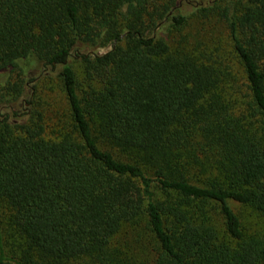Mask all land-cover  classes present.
<instances>
[{"label":"trees","instance_id":"obj_1","mask_svg":"<svg viewBox=\"0 0 264 264\" xmlns=\"http://www.w3.org/2000/svg\"><path fill=\"white\" fill-rule=\"evenodd\" d=\"M0 101V264H264V0H0Z\"/></svg>","mask_w":264,"mask_h":264},{"label":"rangeland","instance_id":"obj_2","mask_svg":"<svg viewBox=\"0 0 264 264\" xmlns=\"http://www.w3.org/2000/svg\"><path fill=\"white\" fill-rule=\"evenodd\" d=\"M109 49V47H104V48H100V49H98V52L99 53H103V52H105V51H107ZM28 74H30L29 76H35V75H38L39 74V72H38V70H34V71H32V70H29V72H28ZM32 84L33 83H31V82H28L27 83V87H26V91L28 92V91H30V88H31V86H32ZM44 84H45V82H41L40 84H39V86H38V88L39 89H41L43 86H44ZM49 89H50V86L49 85H47V86H45V91H46V93L48 94V95H55L56 93H52V94H50L49 93ZM23 99V98H22ZM21 99V100H22ZM7 103V102H6ZM5 103V105H4V102L3 101H0V112L2 113V112H7V104ZM20 104V103H19ZM18 103L16 104V107H14V109H17L18 110V108L21 110V108L19 107L20 105H19ZM18 106V107H17ZM26 108V106L25 107H23V111H24V109ZM237 210H238V213L240 214V216H242V218L245 220L246 218H247V211L246 210H243L242 208H240V207H237ZM241 218V219H242ZM243 219H242V221H243Z\"/></svg>","mask_w":264,"mask_h":264}]
</instances>
